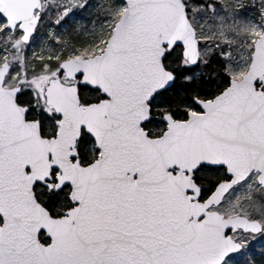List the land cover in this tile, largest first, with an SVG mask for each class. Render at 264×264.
Returning <instances> with one entry per match:
<instances>
[{
	"label": "snow or ice",
	"instance_id": "obj_1",
	"mask_svg": "<svg viewBox=\"0 0 264 264\" xmlns=\"http://www.w3.org/2000/svg\"><path fill=\"white\" fill-rule=\"evenodd\" d=\"M0 264H264V0H0Z\"/></svg>",
	"mask_w": 264,
	"mask_h": 264
}]
</instances>
